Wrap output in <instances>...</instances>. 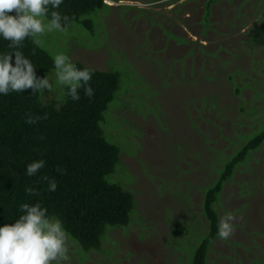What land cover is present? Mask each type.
<instances>
[{
	"label": "rangeland",
	"instance_id": "374dc122",
	"mask_svg": "<svg viewBox=\"0 0 264 264\" xmlns=\"http://www.w3.org/2000/svg\"><path fill=\"white\" fill-rule=\"evenodd\" d=\"M205 1L105 0L92 13L94 35L74 22L66 33L36 37L53 56L125 69L130 79L131 90L109 105L105 130L122 160L108 177L133 193L132 222L109 226L97 251L67 234L64 264H191L208 226L204 192L228 156L264 127V0L215 2L203 24ZM48 79L53 87L43 97L51 99L55 72ZM220 195L217 208L236 217L235 233L213 242L206 264H264V143Z\"/></svg>",
	"mask_w": 264,
	"mask_h": 264
},
{
	"label": "trees",
	"instance_id": "16d2710c",
	"mask_svg": "<svg viewBox=\"0 0 264 264\" xmlns=\"http://www.w3.org/2000/svg\"><path fill=\"white\" fill-rule=\"evenodd\" d=\"M221 1L204 2L201 23L209 22L212 4ZM106 6L105 0H63L59 8H49L47 18H51V11H58L70 18L67 26L79 22L94 35L97 23L92 13ZM251 35L256 37L257 42L260 41L257 34ZM249 40L252 42L254 38ZM8 45L9 41L0 36V55L22 52L32 62L38 77L48 78L55 72L54 56L40 43H34L32 37L27 38L19 48H9ZM200 49H203L202 45ZM74 64L80 69L90 67L76 59ZM116 68H93L95 71L90 84L94 96L88 98L80 89L79 101L68 97L67 89L57 83L54 85L59 90L54 91L57 93L51 99L43 97L46 90L11 92L6 96L0 94V227L15 223L23 214L19 211L22 203H39L47 209L49 217L61 221L66 233L86 251H97L102 248V237L109 226L127 228L130 225L131 212L135 207L134 195L108 177L117 170L122 160L120 146L111 140L113 134L105 130L108 127L106 113L111 102L117 104L120 94L131 90L130 79L125 81L128 71L124 69V73ZM255 82L259 80L255 78ZM252 87L256 86L252 84ZM235 90L239 92L240 87L236 85ZM29 113L40 117L47 113L48 118L29 125L25 122ZM258 121L263 123L259 119L253 122ZM263 143L264 127L229 155L220 170V165L217 168L218 177L203 194L202 213L208 226L195 248L191 264H206L208 251L218 238V223L223 217L217 205L223 208L220 194L224 185L233 177L237 166L247 160L248 154ZM40 160L45 161L44 167L35 175H27L26 166ZM57 167L63 170V174L56 171ZM44 176L55 180V191H48V181L42 179ZM28 186L39 195H26L25 188ZM245 222L249 226L247 219ZM240 247L247 252L243 242Z\"/></svg>",
	"mask_w": 264,
	"mask_h": 264
},
{
	"label": "clouds",
	"instance_id": "9594fccd",
	"mask_svg": "<svg viewBox=\"0 0 264 264\" xmlns=\"http://www.w3.org/2000/svg\"><path fill=\"white\" fill-rule=\"evenodd\" d=\"M62 3L63 0H0V36L9 41V48L15 49L22 46L29 37L39 44L35 38L45 33H66L67 24L70 22L67 15L62 16L58 11H51V18L46 19L49 8L57 9ZM53 63L56 83L67 89L68 97L79 101L80 89H83L86 97L94 96L90 81L95 69L77 68L69 56L63 53L55 55ZM52 87L48 78L36 75L32 62L22 52L0 55V94L6 96L11 92L27 90L32 93L51 91ZM47 118V113L43 117L29 113L25 122L32 125ZM44 165L43 160L34 161L26 166V174L35 175ZM56 171L63 174L59 167ZM42 179L48 181V191L56 190L55 180H50L47 176ZM25 192L28 196L39 195L30 186L25 188ZM19 211L23 214L15 223L0 227V264H64L68 261V235L61 221L49 217L47 209L42 208L39 203H22ZM235 219L231 212L221 217L217 231L220 240H228L234 235Z\"/></svg>",
	"mask_w": 264,
	"mask_h": 264
}]
</instances>
